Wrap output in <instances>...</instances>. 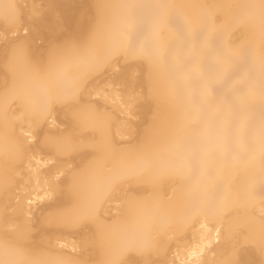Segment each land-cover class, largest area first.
<instances>
[{
    "label": "bare ground",
    "instance_id": "6f19581e",
    "mask_svg": "<svg viewBox=\"0 0 264 264\" xmlns=\"http://www.w3.org/2000/svg\"><path fill=\"white\" fill-rule=\"evenodd\" d=\"M0 264H264V0H0Z\"/></svg>",
    "mask_w": 264,
    "mask_h": 264
}]
</instances>
